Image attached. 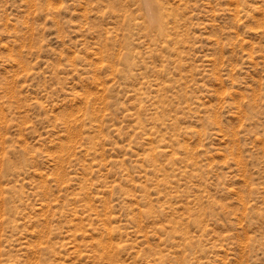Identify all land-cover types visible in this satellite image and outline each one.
I'll return each mask as SVG.
<instances>
[{"label":"rangeland","instance_id":"obj_1","mask_svg":"<svg viewBox=\"0 0 264 264\" xmlns=\"http://www.w3.org/2000/svg\"><path fill=\"white\" fill-rule=\"evenodd\" d=\"M0 264H264V0H0Z\"/></svg>","mask_w":264,"mask_h":264}]
</instances>
